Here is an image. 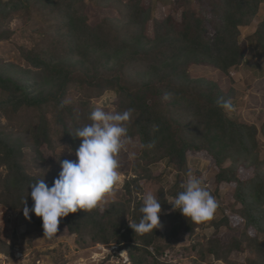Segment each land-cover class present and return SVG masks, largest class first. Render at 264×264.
Segmentation results:
<instances>
[{
    "label": "trees",
    "instance_id": "obj_1",
    "mask_svg": "<svg viewBox=\"0 0 264 264\" xmlns=\"http://www.w3.org/2000/svg\"><path fill=\"white\" fill-rule=\"evenodd\" d=\"M94 1L108 3L114 15L91 25L86 10ZM160 4L168 5L170 13L159 19L155 12ZM261 4L264 0H150L148 5L144 0H0V41L10 32L3 29L4 22L17 15H22V32L29 34L28 46L19 48L23 66L0 59V114L8 123L0 125V168L6 171L0 176V204L22 210L26 199L31 208L29 185L43 178L51 186L54 180L28 172L23 148L37 161L41 145L54 152L67 143L75 152L81 143L73 137L75 130L91 123L93 101L111 94L115 112L134 109L127 123L128 142L140 155L135 178L123 184L126 204H112L104 218L98 207L78 210L62 218L59 227L77 235L84 230L93 235L98 230L97 236L111 232L113 242L129 246L131 264L152 256L150 247L163 256L170 240L183 233L197 236L207 221L195 224L173 211L168 196L182 190L179 184L168 192L162 188L156 195L160 220L167 216L170 228L164 245H156L162 237L158 228L135 234L130 227L142 216V199L133 194L141 191L139 180H152L151 166L158 156L183 167L187 153L205 152L217 167L213 194L231 186V198L244 213L240 235L233 229L237 233L227 243L213 235L206 253L229 263L233 251L244 252L243 264H264V121L249 124L227 114L217 101H233V92H223L216 81L193 76L190 70L208 65L228 75L245 63L238 28L252 23ZM149 23L152 37L145 33ZM254 38L264 51V17ZM17 129L23 130L22 137L14 133ZM150 142L154 147H142ZM246 168H252L251 176L241 179L239 172ZM212 225L229 228L228 216ZM194 244L190 253L200 256L201 243Z\"/></svg>",
    "mask_w": 264,
    "mask_h": 264
},
{
    "label": "rangeland",
    "instance_id": "obj_2",
    "mask_svg": "<svg viewBox=\"0 0 264 264\" xmlns=\"http://www.w3.org/2000/svg\"><path fill=\"white\" fill-rule=\"evenodd\" d=\"M2 1L7 2L8 0ZM149 3L150 0H144V5ZM192 7L194 9L198 8L197 4ZM169 13L168 5L160 4L156 9L155 16L160 19ZM113 15L110 5L104 1L89 3L86 10V16L91 25L96 24L106 16ZM263 17L264 4H261L252 23L249 26L238 28L239 42L245 50V63L241 66L230 69L228 75H222V73L217 72L208 65L192 66L190 69L193 76L211 78L219 84L223 92H233V110L228 111L225 109V111L227 114L240 118L249 124H259L264 121V51L257 46L254 38ZM173 18L177 22L180 21L179 14L173 15ZM21 24L22 15H17L10 21L4 22L3 29L10 32L4 35L2 41H0V59L23 66V61L20 60L19 48L28 46L29 34L22 32ZM145 33L148 37H152L151 23L146 25ZM108 95L105 94L100 100H94L93 103H95L96 108L115 112L113 103L116 102V98L113 95L110 96L111 94ZM71 97H78V94H72ZM7 124L6 119L0 114V125L7 126ZM22 131L17 129L14 133L22 137ZM69 149L67 143H64L54 152L41 145L39 151L42 161H37L32 151L23 148V155L26 158L25 167L32 175L43 174L54 180L61 171V161L76 159L75 152L72 151L70 155ZM121 154L122 159L117 158L119 161V180L111 194L107 195L98 205V214L103 218L112 204L125 203L127 196L123 190V184L129 178H135L133 168L140 153L137 154L134 147L127 141L120 152V156ZM158 158L159 162L151 166L152 180H139L138 184L141 191L135 192L133 197L135 195L137 198L143 199L144 194L147 192L157 195L162 188L168 192L175 184H179L182 188V185L188 180V172L191 171L216 198L218 208L213 219L207 221L204 228L197 232V236L190 238L187 233H183L178 240L177 238L170 240L167 245L170 249H167L163 256L162 252L157 254L155 249L148 247V251L152 256L145 255L142 264H243L246 257L244 252L233 251L227 258L229 263L224 260H215L212 255L206 253L210 245L208 243L209 238H213V235H215L224 243L230 242L232 236L238 230L236 235H240L244 222L243 210L231 198V186L223 185L218 195L213 194L216 188L214 177L217 173L214 160L205 152H189L182 167L170 159L161 156H158ZM251 172L252 168L241 169L239 176L241 179H248ZM5 174V169L0 168V176ZM136 193H139V195ZM168 198L170 204L174 203V197L168 196ZM132 200L134 199L132 198ZM131 202L133 204V201ZM169 212L170 210L166 214H169ZM223 214L228 216L229 228L221 225L216 230L212 222L220 219ZM29 215L31 218L25 219L21 209H11L0 204V264H131L128 253L129 246L127 243L118 244L113 242L112 234L109 231L105 232L103 236H97L98 230L95 235L89 230H84L77 235L70 233L63 226L59 227L56 235L50 237L47 234L44 235L41 219L31 212ZM166 217L160 220L161 227L158 229L162 237L157 240L156 245H164L166 240L165 237L170 228ZM107 220L103 219L102 222L106 223ZM233 229L237 231H233ZM250 233H253V231H250ZM196 241L201 243L197 248V252L201 251V257L197 253H195V256L194 252L190 253V249ZM262 242L264 247V237ZM139 243L137 242L136 245H139ZM161 250L159 249V251ZM122 251L125 254L121 253ZM186 251L189 252L188 257H185Z\"/></svg>",
    "mask_w": 264,
    "mask_h": 264
},
{
    "label": "clouds",
    "instance_id": "obj_3",
    "mask_svg": "<svg viewBox=\"0 0 264 264\" xmlns=\"http://www.w3.org/2000/svg\"><path fill=\"white\" fill-rule=\"evenodd\" d=\"M217 103L223 109L233 110L230 99L221 98ZM133 111L95 108L89 116L91 123L75 130L73 137L81 141L74 153L76 159L60 162L61 171L51 186L43 178L29 185L33 206L28 208L24 200L25 219L31 218L30 212L40 218L44 235L51 237L57 234L62 218L78 210L96 209L119 180L117 157L129 140L127 123ZM142 147L152 148L154 143ZM68 151L71 155L72 150ZM187 175V182L171 203L173 211L195 224L212 220L218 208L216 198L191 171ZM139 211L140 221L130 225L135 234L153 233L161 227V202L152 192L144 194Z\"/></svg>",
    "mask_w": 264,
    "mask_h": 264
},
{
    "label": "bare ground",
    "instance_id": "obj_4",
    "mask_svg": "<svg viewBox=\"0 0 264 264\" xmlns=\"http://www.w3.org/2000/svg\"><path fill=\"white\" fill-rule=\"evenodd\" d=\"M121 253H124V251H122ZM125 254V253H124Z\"/></svg>",
    "mask_w": 264,
    "mask_h": 264
},
{
    "label": "crops",
    "instance_id": "obj_5",
    "mask_svg": "<svg viewBox=\"0 0 264 264\" xmlns=\"http://www.w3.org/2000/svg\"><path fill=\"white\" fill-rule=\"evenodd\" d=\"M233 103V102H232Z\"/></svg>",
    "mask_w": 264,
    "mask_h": 264
}]
</instances>
